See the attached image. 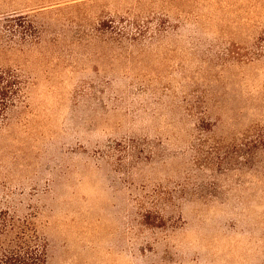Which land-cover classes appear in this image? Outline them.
<instances>
[{
	"label": "rangeland",
	"instance_id": "rangeland-1",
	"mask_svg": "<svg viewBox=\"0 0 264 264\" xmlns=\"http://www.w3.org/2000/svg\"><path fill=\"white\" fill-rule=\"evenodd\" d=\"M0 20L27 81L0 211L36 216L48 264H264V152L201 160L264 123V0H0Z\"/></svg>",
	"mask_w": 264,
	"mask_h": 264
},
{
	"label": "trees",
	"instance_id": "trees-1",
	"mask_svg": "<svg viewBox=\"0 0 264 264\" xmlns=\"http://www.w3.org/2000/svg\"><path fill=\"white\" fill-rule=\"evenodd\" d=\"M103 26L110 31L112 36L120 38L126 34L129 35L133 30L138 31L135 24H131L129 28H121L118 21L113 18L105 20ZM22 35L26 37L27 34ZM26 96L27 81L24 76L14 68L0 66V128L7 123L10 111L21 105ZM248 135L249 139L245 142L246 144L232 141L226 147L228 150L218 155H215L214 149L211 148L201 160L205 161V165L208 166L211 163L215 164V160L219 159V166L224 164V172L231 170L229 166L231 162H239L241 159L243 161L240 164H245L244 160H246L254 162V165L259 167L261 155L264 152V123L253 125L248 130ZM245 138H248L247 135H244L241 141ZM219 148L222 149L225 146ZM197 159L199 161L200 157ZM146 221L150 223L149 220ZM48 260L49 243L39 230L36 216L31 214L21 216L9 210H1L0 264H48Z\"/></svg>",
	"mask_w": 264,
	"mask_h": 264
}]
</instances>
